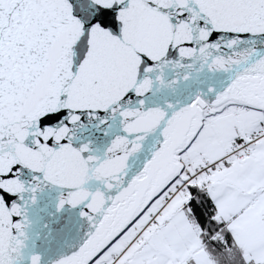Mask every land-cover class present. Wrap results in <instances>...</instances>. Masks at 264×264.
<instances>
[{
  "label": "snow or ice",
  "instance_id": "6c2138e0",
  "mask_svg": "<svg viewBox=\"0 0 264 264\" xmlns=\"http://www.w3.org/2000/svg\"><path fill=\"white\" fill-rule=\"evenodd\" d=\"M0 264H264V0H0Z\"/></svg>",
  "mask_w": 264,
  "mask_h": 264
}]
</instances>
